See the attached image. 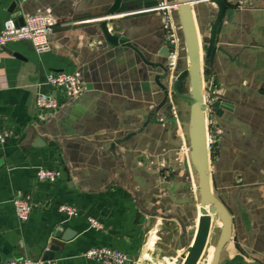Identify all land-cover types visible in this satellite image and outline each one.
I'll list each match as a JSON object with an SVG mask.
<instances>
[{"label":"crops","instance_id":"obj_1","mask_svg":"<svg viewBox=\"0 0 264 264\" xmlns=\"http://www.w3.org/2000/svg\"><path fill=\"white\" fill-rule=\"evenodd\" d=\"M158 1L122 0L110 14L114 0H0V26L27 13L49 12L56 21L49 52L37 55L29 41L0 48V129L12 131L0 145V264L24 258L101 264L83 256L100 246L138 264H184L201 227L207 235L194 264L210 263L223 222L200 202L190 103L173 93L178 82V92L189 95L179 14L183 45L170 71L160 15L136 12ZM229 1L239 4L223 16L207 61L218 7L210 0L192 4L203 98L222 99L207 126L210 187L231 216L218 264H264V0ZM74 70L83 91L66 97L58 89V111L38 113L36 84L50 71ZM39 167L62 176L39 180ZM17 191L29 195L26 221L12 204ZM61 204L79 214L67 217Z\"/></svg>","mask_w":264,"mask_h":264},{"label":"built area","instance_id":"obj_2","mask_svg":"<svg viewBox=\"0 0 264 264\" xmlns=\"http://www.w3.org/2000/svg\"><path fill=\"white\" fill-rule=\"evenodd\" d=\"M239 2L245 0H238ZM177 3L174 0H159L152 6L143 7L136 12L155 11L161 17V28L164 35L165 46L167 52V69L172 70L178 64L179 53L182 47L181 40L178 35L179 24L175 18L177 11ZM22 24H17L16 16H9L3 20L0 26V47L7 46L9 43L17 41H29L33 50L37 55L49 52L51 43L49 36L56 24L55 19L49 12L44 13H27L22 15ZM35 93V109L38 113H48L50 115L58 111L61 106L57 98L56 91L59 89L66 97H75L83 91V81L81 72L74 70L71 72H48L45 74L43 81L36 84ZM43 87L48 88L44 90ZM206 103V125L212 124L211 118V101ZM170 113L172 117L178 116V110L174 105H170ZM12 135L11 129H0V145L4 144ZM62 176V172L58 168L39 167L36 171V177L39 180L55 182ZM12 204L15 209L16 216L21 221H26L31 211L29 195L22 191H17L12 198ZM58 210L67 217L77 216L78 209L70 204H61ZM92 227L100 228V223L94 218H88ZM83 256L99 262L101 264H138L137 259L128 254L106 246L92 247L87 249ZM53 259L24 258L21 260H12L6 264H48Z\"/></svg>","mask_w":264,"mask_h":264},{"label":"water","instance_id":"obj_3","mask_svg":"<svg viewBox=\"0 0 264 264\" xmlns=\"http://www.w3.org/2000/svg\"><path fill=\"white\" fill-rule=\"evenodd\" d=\"M122 0H114L113 5L109 9V13H115ZM177 3V13L179 14L180 26L184 36V46L187 50L189 65L183 76L186 75L188 79L189 95H182L178 92L177 83L173 86V93L181 98H185L190 103V124H189V137H190V150L192 154V160L197 171L198 178V192L202 205L207 206L211 213H215L221 217L223 222V228L218 238L216 246L213 250L212 259L209 264H218L221 249L230 239L231 235V216L223 203L214 195L211 190L208 176V144H207V125H206V101L203 98V84H202V66L200 55V39L197 33L196 25L192 14V4L194 0H174ZM218 7V13L215 22L211 27L209 36V43L206 49L205 60L207 61L209 54L215 49V35L220 26V22L225 14L232 15L234 11V5L239 3H230L229 0H210ZM17 24H22V14L16 16ZM105 34L109 37L106 21L102 23ZM124 43L123 41H118ZM0 48L7 49L6 46ZM167 50V48H166ZM168 52V50H167ZM179 77L178 80H181ZM222 102V99L210 104V108L215 110L217 106ZM172 103L169 104V106ZM202 222V221H201ZM205 223V221L203 222ZM201 226V224H200ZM204 228H200V232L194 242L193 249L186 258L185 264H194L198 257L200 250L203 246V242L206 238L202 237ZM208 231V230H207Z\"/></svg>","mask_w":264,"mask_h":264},{"label":"rangeland","instance_id":"obj_4","mask_svg":"<svg viewBox=\"0 0 264 264\" xmlns=\"http://www.w3.org/2000/svg\"><path fill=\"white\" fill-rule=\"evenodd\" d=\"M185 264V263H184Z\"/></svg>","mask_w":264,"mask_h":264}]
</instances>
